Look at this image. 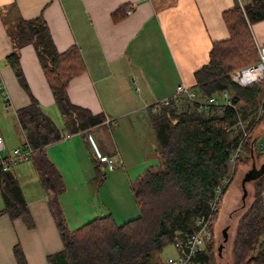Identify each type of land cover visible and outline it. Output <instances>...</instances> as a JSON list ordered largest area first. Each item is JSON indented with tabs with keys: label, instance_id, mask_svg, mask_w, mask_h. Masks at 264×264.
Returning <instances> with one entry per match:
<instances>
[{
	"label": "crops",
	"instance_id": "crops-1",
	"mask_svg": "<svg viewBox=\"0 0 264 264\" xmlns=\"http://www.w3.org/2000/svg\"><path fill=\"white\" fill-rule=\"evenodd\" d=\"M126 3L131 11L112 20L111 11ZM233 3L0 0V9L14 4L22 18L42 14L60 52L77 45L84 70L68 81L67 95L72 103L105 116L104 122L83 133L66 134L44 148L61 175L63 188L56 199L69 229L107 213L116 223L137 215L132 183L147 167L160 164L149 120L153 104L173 94L179 83L193 89V72L207 61L211 41L228 36L221 13ZM250 30L254 40L264 44V19L251 24ZM11 50L0 15V136L6 150L25 141L16 110L29 102L27 92L4 61ZM19 63L30 93L52 118L58 107L32 44L20 47ZM59 116L61 122H54L61 128L63 119ZM99 154L109 157L114 166L108 170L100 163L104 178L97 184L92 160ZM9 170L21 188L34 225L27 228L20 218L0 214V264H16L12 252L16 243L27 264H47L46 256L62 247L48 206L49 194L31 158ZM2 206L0 194V209Z\"/></svg>",
	"mask_w": 264,
	"mask_h": 264
},
{
	"label": "trees",
	"instance_id": "trees-1",
	"mask_svg": "<svg viewBox=\"0 0 264 264\" xmlns=\"http://www.w3.org/2000/svg\"><path fill=\"white\" fill-rule=\"evenodd\" d=\"M242 6V7H241ZM238 0L222 11L228 36L212 40L207 61L193 72V91L197 99L226 91L231 105H210L198 110L196 101L184 96L155 108L149 120L156 136V152L160 164L147 167L131 186L138 213L121 223L111 214H103L69 229L58 206L56 194L63 182L57 168L46 156L44 148L66 134L84 130L104 122L103 113L76 105L67 95L68 81L84 70V63L75 44L57 50L42 14L22 18L14 4L0 9L1 20L11 44L4 61L13 71L18 84L27 92L29 102L16 110L25 141L31 145L30 158L42 185L47 190L48 206L62 241L60 250L46 256L47 264H162L158 257L162 248L184 238L197 227V219L207 215L215 188L229 172L231 152L239 145L232 164L231 176L238 163L248 153H263L251 139L256 122L264 130V101L261 112L242 138L236 125L237 116L244 117L259 108L262 82L240 86L229 74L236 68L257 60V50L250 30L252 22L264 19V0ZM129 5L122 4L111 11L116 21L125 16ZM32 44L54 103L62 116L58 127L30 93L19 63V49ZM242 138V139H241ZM97 184L104 178L98 158L92 160ZM254 180L253 199L240 217L232 240V264H264V172ZM225 189L218 195L210 213V237L196 254L200 264H216L213 250V223ZM0 194L3 206L0 214L20 218L27 228L33 227L21 188L10 170H0ZM18 243L12 248L16 264H27Z\"/></svg>",
	"mask_w": 264,
	"mask_h": 264
},
{
	"label": "built area",
	"instance_id": "built-area-1",
	"mask_svg": "<svg viewBox=\"0 0 264 264\" xmlns=\"http://www.w3.org/2000/svg\"><path fill=\"white\" fill-rule=\"evenodd\" d=\"M239 6H241V1L238 0ZM242 7V6H241ZM131 6H129L126 10V13L131 11ZM254 39V38H253ZM255 46L257 50V60L253 63L247 64L245 66L234 69L230 72V79L240 85H247L253 83L255 81L262 82V94L259 102V112H261V104L264 101V44H258L255 40ZM180 96H184L191 101H196L198 110H206L210 105H231L234 106L229 100L228 93L226 91H222L218 94L210 95L206 98L197 99L195 92L188 88L183 83H179L173 94L170 96L164 97L153 105H165L172 100H177ZM4 99H6L5 93H3ZM7 108V107H6ZM260 114V113H259ZM259 116V115H258ZM257 116V118H258ZM106 122H109L106 119ZM236 125L241 129L242 138L248 132V129H244L242 125V121L237 116ZM241 138V139H242ZM262 144H259V148L261 150ZM5 150L4 142L0 136V170L6 171L9 170L10 167L28 160L30 158L31 153L33 152V148L29 143L24 141L20 146H17L10 151H7L5 155H2V151ZM239 152V145L231 152L230 158L228 159L230 164H233L235 157ZM97 158L105 164V168L110 170L113 168V161L107 157L106 155H97ZM262 194L264 195V182L262 183ZM221 192L220 185L215 188V195L210 202V211L207 215H201L197 219V227L194 231L186 235L184 238L176 239L172 246L175 250L173 255L165 256L163 258L162 264H200L199 259H197L196 254L204 248L206 240L210 237V230L208 227V223L210 221V213L215 208V202L218 200V195Z\"/></svg>",
	"mask_w": 264,
	"mask_h": 264
},
{
	"label": "rangeland",
	"instance_id": "rangeland-1",
	"mask_svg": "<svg viewBox=\"0 0 264 264\" xmlns=\"http://www.w3.org/2000/svg\"><path fill=\"white\" fill-rule=\"evenodd\" d=\"M242 3V1H241ZM254 22H252V25ZM59 111V109H58ZM53 114V120L58 124L61 122L60 114ZM259 110L257 109L253 113L239 116L242 121L244 129H248L252 122L257 119L259 115ZM238 127V125H237ZM239 128V127H238ZM262 123L256 122L251 131V139L256 141L258 145L261 143V151L263 153L250 156L248 153L244 158L238 163L233 175L231 176L232 164L229 165V172L223 178L220 184L221 191L225 189L222 194V199L218 208L216 219L213 223V250L216 257V264H232V254L231 245L232 240L235 235L236 225L240 217L246 212L249 207L254 193V180H244L246 172H248L252 165H259L264 159V130L262 129ZM240 129V128H239ZM156 138V136H155ZM155 146L157 141H155ZM17 144L7 148V150L2 151V155H5L7 151L20 146ZM156 155L159 158L158 153ZM161 161V160H160ZM14 165L13 167H15ZM259 238H264V232H262ZM174 254V248L171 243L166 244L162 250L159 252L158 257L165 258V256H170Z\"/></svg>",
	"mask_w": 264,
	"mask_h": 264
},
{
	"label": "flooded vegetation",
	"instance_id": "flooded-vegetation-1",
	"mask_svg": "<svg viewBox=\"0 0 264 264\" xmlns=\"http://www.w3.org/2000/svg\"><path fill=\"white\" fill-rule=\"evenodd\" d=\"M263 162H264V159L262 160V162L259 163L258 166L255 165V164H253L250 170H252V172L255 173L258 169H262L263 172H264ZM250 170H249V171H250ZM249 171L246 172L248 178H247V179H244V180H253V179H255V178H252V176H251V174H250ZM263 172H262V173H263ZM262 173H261V174H262ZM257 177H258V176H257Z\"/></svg>",
	"mask_w": 264,
	"mask_h": 264
},
{
	"label": "water",
	"instance_id": "water-1",
	"mask_svg": "<svg viewBox=\"0 0 264 264\" xmlns=\"http://www.w3.org/2000/svg\"><path fill=\"white\" fill-rule=\"evenodd\" d=\"M263 166H264V162H263ZM249 172H250L252 178H256L257 176L261 175L263 170L262 169H258L255 173H253L252 170H250ZM247 178H248L247 174H245L244 179H247Z\"/></svg>",
	"mask_w": 264,
	"mask_h": 264
}]
</instances>
